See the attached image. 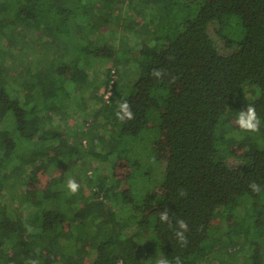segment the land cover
Returning a JSON list of instances; mask_svg holds the SVG:
<instances>
[{"label":"trees","instance_id":"1","mask_svg":"<svg viewBox=\"0 0 264 264\" xmlns=\"http://www.w3.org/2000/svg\"><path fill=\"white\" fill-rule=\"evenodd\" d=\"M17 27L41 39L39 69L17 66ZM0 38V264H156L162 253L172 264H264V0H0ZM97 60L106 89L114 74L109 99ZM128 71L141 73L125 97ZM123 100L133 120L116 118ZM77 101L78 113L96 107L75 128ZM247 104L259 132L235 124ZM87 129H97L89 151L74 138ZM147 138L163 177L137 195L128 182L141 159L129 152ZM165 209L172 227L158 219Z\"/></svg>","mask_w":264,"mask_h":264},{"label":"rangeland","instance_id":"2","mask_svg":"<svg viewBox=\"0 0 264 264\" xmlns=\"http://www.w3.org/2000/svg\"><path fill=\"white\" fill-rule=\"evenodd\" d=\"M16 34L20 38V43L17 46L18 48H16L15 50L16 52L15 61L17 63V66L23 67V69L24 67H29L32 69H39L42 64L41 60L43 58V53L40 49L41 39H39L37 35L34 36L33 32H26L24 31V29L20 27L16 28ZM120 34H123V33L119 32V35ZM125 34L127 33H124L123 39H121V37H119L118 34H117V37H115V39L113 38L112 39L118 42H119V38L123 42L126 40L131 41L132 39L131 36L130 35L126 36ZM210 34L214 38L220 53L228 54L234 50L235 46H230L228 44L229 40L226 38V36H223V34L219 32L218 25L216 24L211 25ZM135 40L137 41L136 37H135ZM2 41L0 38V44ZM3 47H4L3 49L5 50L11 49L9 45L4 44ZM91 60H95V59H91ZM105 60L107 59H104V61ZM96 64H98V60L92 64L91 72L94 73L93 77L96 80L95 83L99 84V93L101 92L106 93L107 92V89L105 88L106 86L102 84V81L104 79V76H106V74L104 73V71H101L102 69L101 70L98 69V66ZM121 72H125V71H121ZM140 73L128 71V73L124 75V78H122L120 81L123 85L122 86L123 87L122 96L126 97L131 94V92L133 91V85L139 78ZM78 97L82 98L81 94H78ZM90 103L92 104L90 108H88L87 110H81L79 111V113L77 112V107H80L78 101L74 102V106H70L68 108L70 113H72L74 120H77V124L73 125V127L76 128V126H79V124L84 125V123H87L86 118L90 116L88 115V111L96 107L95 104H93V101ZM90 103L88 104V106L90 105ZM13 119H14L13 113L10 112V118L8 119V121L10 122L11 125H12ZM89 121H90V118H89ZM153 130H151L150 132H155L157 136V129H153ZM94 131H90L88 129L86 131H83V130L76 131V135L74 138H75V142L77 143L78 147H82L84 150H87V151L94 149V145H95L94 138H93ZM139 139L133 140L134 144L129 153L133 154L134 156L136 155L137 157L140 156L141 161L138 162L139 165L137 166L138 168L136 167L134 177L128 183H130V186H132V189L135 191L137 195H142L143 193L149 191L150 189H152V187H155L160 183V180H162L163 175L160 176L158 173H161V169L164 167V165H161V168L159 167V172H157L160 161H158L155 157L156 155L153 149V146H154L153 139L154 138L152 139L147 138V140L145 141H141V140L139 141ZM93 159L94 158L91 156V162L88 164L86 168H89L92 171L93 170L95 171V163L97 161L96 160L93 161ZM231 162H234V160H231ZM91 170H89V172ZM100 172L101 171L97 170V174H100ZM124 185L126 186L127 183H125ZM128 214H129L128 208L125 205H121L119 209V216L126 217L128 216Z\"/></svg>","mask_w":264,"mask_h":264},{"label":"clouds","instance_id":"3","mask_svg":"<svg viewBox=\"0 0 264 264\" xmlns=\"http://www.w3.org/2000/svg\"><path fill=\"white\" fill-rule=\"evenodd\" d=\"M154 78H162L164 73L160 69H154L151 73ZM116 118L121 122H126L133 120L135 114L131 110V105L127 100H123L118 104V110L115 113ZM235 124L239 127L240 130L244 132L255 133L260 131L261 120L257 115L256 109L253 105L247 104L246 109L238 111V115L235 119ZM66 187L71 194H76L80 189V184L75 179H68ZM248 187L252 192L259 193L262 190L260 184L252 181L249 183ZM186 192L181 190L179 195L181 197L186 196ZM159 221L162 224H166L169 227H172V222L170 219L169 210L165 209L159 213ZM189 231L188 224L183 219L176 220V228L174 235L176 240L182 246H186L188 240L186 238V233ZM31 264H37L36 261H32ZM156 264H172V261L165 256L163 253L160 255L159 259L156 261ZM175 264H181L180 258H175Z\"/></svg>","mask_w":264,"mask_h":264},{"label":"built area","instance_id":"4","mask_svg":"<svg viewBox=\"0 0 264 264\" xmlns=\"http://www.w3.org/2000/svg\"><path fill=\"white\" fill-rule=\"evenodd\" d=\"M114 74H113V79L111 81V83L109 84L108 86V89H107V92L105 93V98L106 99H109L111 94H112V89H113V86H114ZM119 264H123V262H119Z\"/></svg>","mask_w":264,"mask_h":264}]
</instances>
